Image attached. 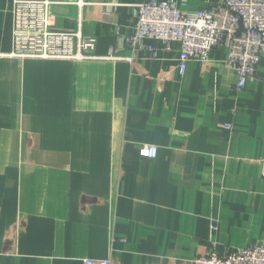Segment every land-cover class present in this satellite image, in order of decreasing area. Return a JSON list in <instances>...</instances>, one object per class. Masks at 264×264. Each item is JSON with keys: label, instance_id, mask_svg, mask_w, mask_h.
<instances>
[{"label": "crops", "instance_id": "obj_1", "mask_svg": "<svg viewBox=\"0 0 264 264\" xmlns=\"http://www.w3.org/2000/svg\"><path fill=\"white\" fill-rule=\"evenodd\" d=\"M50 1L52 29L94 39L98 57L130 54L143 0ZM12 2L0 0V264H193L264 244V54L241 91L222 49L183 74L178 47L155 40L157 59L132 64L10 57Z\"/></svg>", "mask_w": 264, "mask_h": 264}, {"label": "built area", "instance_id": "obj_2", "mask_svg": "<svg viewBox=\"0 0 264 264\" xmlns=\"http://www.w3.org/2000/svg\"><path fill=\"white\" fill-rule=\"evenodd\" d=\"M188 0H143L136 6L133 33L125 37L129 55L110 48L104 57L93 54L95 40L79 31L62 32L50 27V0H13L12 51L10 57L59 60H110L130 64L139 58L157 59L156 50L147 40L161 42L166 50L178 47V69L183 74L189 62L207 64L215 49L225 51L224 64L236 77L235 88L241 91L255 77L264 54V0H220L206 8L185 12L178 3ZM225 128L229 129L230 126ZM143 158L154 159L157 148L144 145ZM82 264H111L109 259ZM193 264H264V244L238 249L222 255L211 251L198 256Z\"/></svg>", "mask_w": 264, "mask_h": 264}]
</instances>
